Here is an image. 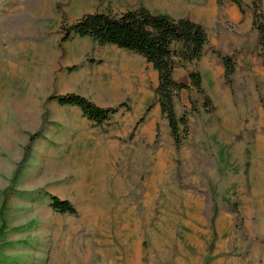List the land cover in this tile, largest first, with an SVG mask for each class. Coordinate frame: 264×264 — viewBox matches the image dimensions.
I'll use <instances>...</instances> for the list:
<instances>
[{
  "label": "rangeland",
  "instance_id": "obj_1",
  "mask_svg": "<svg viewBox=\"0 0 264 264\" xmlns=\"http://www.w3.org/2000/svg\"><path fill=\"white\" fill-rule=\"evenodd\" d=\"M149 1L0 0V264H264L259 46L250 39L246 55L233 51L232 88L213 46L182 67L205 77L215 109L207 112L194 88L180 92L176 111L187 115L189 131L179 151L160 110L152 127L145 120L129 138L146 112L140 113L136 92L61 83L79 75L90 58L109 53L151 71L144 58L90 38L60 45L64 17L72 23L87 13L119 14ZM222 1L189 0L187 8L213 40L242 29L246 38L257 34L245 28L252 0H240L244 14L231 0ZM70 93L105 108L127 101L132 110L121 108L105 132L77 106L48 99ZM50 195L69 200L78 215L55 211Z\"/></svg>",
  "mask_w": 264,
  "mask_h": 264
},
{
  "label": "trees",
  "instance_id": "obj_2",
  "mask_svg": "<svg viewBox=\"0 0 264 264\" xmlns=\"http://www.w3.org/2000/svg\"><path fill=\"white\" fill-rule=\"evenodd\" d=\"M237 5L241 13L245 9L240 0H231ZM219 6L223 1L217 0ZM253 29L257 32L258 44L260 47L259 56L264 63V4L263 0H252ZM64 17V16H63ZM62 45L69 40L80 37L90 38L100 46L114 45L125 51L132 52L143 57L158 72L159 84L155 89V99L147 108L143 117L137 122L135 130L130 135L134 137L136 128L143 123L148 113L158 104L162 116L167 119L171 137L174 145L179 151L183 143V135L189 131V119L184 113L179 116L176 112L175 102L182 90L196 89L198 94L203 96V106L209 113L213 112L215 106L210 95L203 86V79L199 70L189 71V83L178 81L174 77L176 68L184 67L201 60L209 49V34L206 27L189 17L174 18L165 13H158L149 10L140 4L137 7L129 8L122 13L112 11H95L81 16L72 23L64 17L61 24ZM220 59L224 67V78L227 85L232 86L233 75L236 71V62L232 56L224 55L222 52L212 49ZM91 63H102V60L89 59ZM78 69L75 65L69 70ZM49 100H57L61 105L77 106L83 116L92 121L95 126L102 128L105 132L113 115L126 107L127 111L132 108L126 103L116 107H101L89 98L76 93L64 95H51ZM264 106V99L261 96ZM44 124V120H43ZM157 141L160 138V127L157 125ZM39 137V133L31 135L26 147L29 150L32 142ZM20 168L16 171L9 187L15 184L20 174ZM51 207L60 213L78 215L76 207L69 201L63 200L55 195H50ZM240 229H243V218L236 204L232 209Z\"/></svg>",
  "mask_w": 264,
  "mask_h": 264
},
{
  "label": "crops",
  "instance_id": "obj_3",
  "mask_svg": "<svg viewBox=\"0 0 264 264\" xmlns=\"http://www.w3.org/2000/svg\"><path fill=\"white\" fill-rule=\"evenodd\" d=\"M188 3H189V0H154L152 2L151 1L142 2V3H139L138 5L142 4L151 11L158 12V13H165L174 18L189 17L191 20L196 21L191 17L189 13V10L187 8ZM263 4H264V0H263ZM222 16L223 18H226V15H224V13ZM252 23H253V15H252V19L250 20V22L248 21L247 24L245 25V28H248V26H250V29L255 31L253 29ZM208 34H209V46H208L209 48L213 46L215 50L222 52V54L224 55L232 56L233 58H234L233 56L234 50L241 51L242 57L246 55V53L248 52L247 43L249 44L250 39L252 42V46H255L256 48L257 46H259L258 36L255 32H252L251 38H246L243 35H241V34H245V29H242L240 33H235L233 35L232 34L225 35L222 32V34L217 35L216 38H214V40L211 37L209 31H208ZM109 47H112L110 51H114L116 53H121V51H125L114 45H111ZM125 52H129V51H125ZM259 52H260V49H259ZM129 53L133 54L137 58L140 57L141 58L140 60L142 61L144 60L143 57L137 54L135 55L132 52H129ZM92 59H95V60L100 59V60H103V62L102 63L89 62L88 65L84 66L81 70L78 71L80 72L79 75L76 74V72L75 73L73 72L70 75L72 76L71 78L70 76L62 77L61 83H63V86L67 87L68 89H80L79 88L80 86L82 87V89H106L108 93L113 92L114 89H127L128 94L129 92L137 93V97H139L141 101L139 104L140 113L143 112V110L145 111L147 110L149 105L155 99L154 90L158 87V84H159L158 72L153 68L151 64L148 63V66L151 67V71L144 73L143 64L139 65L138 62L136 63L133 60V58H130V59H128L127 57L119 58L118 56H114L111 53H109L107 55H102V57H99V58L93 57ZM174 77L178 81H181L184 83H189L190 81L189 71H185V69L182 67L175 69ZM202 79H203V86L206 89L204 85L206 82L205 77L202 76ZM259 82H260V85L264 89V67L261 68L260 70ZM232 87H233V82H232L231 88ZM175 108H176V104H175ZM159 110H160V106L157 104L155 110L153 109L151 112L148 113L147 119L145 120L147 121V124L149 127H152L153 124L155 123ZM138 121H139V118H138Z\"/></svg>",
  "mask_w": 264,
  "mask_h": 264
}]
</instances>
